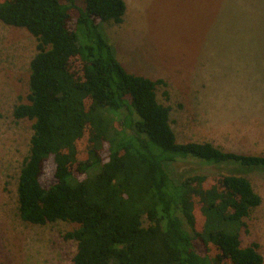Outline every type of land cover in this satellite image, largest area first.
Listing matches in <instances>:
<instances>
[{"label": "trees", "instance_id": "1", "mask_svg": "<svg viewBox=\"0 0 264 264\" xmlns=\"http://www.w3.org/2000/svg\"><path fill=\"white\" fill-rule=\"evenodd\" d=\"M81 1L0 2V22L37 41L26 102L12 111L33 131L17 183L20 219L76 226L64 235L77 243L73 264H264L259 244L240 238L262 203L244 174L264 172V156L178 143L156 94L166 82L127 72L101 27L122 24L124 0ZM49 159L54 183L45 187ZM187 160L231 173L209 185L205 175L173 179L169 164Z\"/></svg>", "mask_w": 264, "mask_h": 264}, {"label": "rangeland", "instance_id": "2", "mask_svg": "<svg viewBox=\"0 0 264 264\" xmlns=\"http://www.w3.org/2000/svg\"><path fill=\"white\" fill-rule=\"evenodd\" d=\"M124 2L122 24L101 27L127 72L166 82L156 94L171 108L177 142H208L226 152L264 156V0ZM70 14L75 17V11ZM36 45L26 30L0 22V264H73L77 243L64 235L76 226H35L18 214V177L33 131L32 122L15 121L12 111L26 102ZM88 147L86 137L77 144L78 162ZM168 170L178 180L205 175L207 185L214 176L231 173L195 160L177 161ZM244 176L262 203L245 220L241 244L258 243L264 258V172ZM40 182L54 183L51 159ZM194 248L203 252L198 242Z\"/></svg>", "mask_w": 264, "mask_h": 264}]
</instances>
